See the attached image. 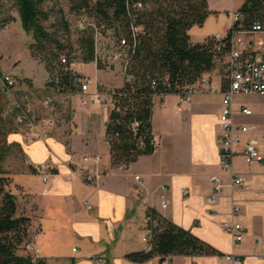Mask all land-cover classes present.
Here are the masks:
<instances>
[{
	"label": "crops",
	"instance_id": "1",
	"mask_svg": "<svg viewBox=\"0 0 264 264\" xmlns=\"http://www.w3.org/2000/svg\"><path fill=\"white\" fill-rule=\"evenodd\" d=\"M243 3L244 0H208L212 14L202 26L190 29L191 43H203L215 34L226 35L232 27L231 12ZM28 38L31 40L32 35L28 34ZM92 40L90 32L83 36L80 50L71 62L73 72L93 76L101 90L122 88V64L113 61L111 44L106 42L101 67L88 54L87 46ZM260 40H264V34L247 37L242 48H255ZM29 44L28 41L27 48ZM88 68L93 70L90 74L86 72ZM3 74L16 80L14 98L34 116L44 117L47 111L43 103L56 93L49 85L50 73L44 64L31 55L27 72L20 61L0 68V90L6 94ZM206 76L221 87L219 64ZM169 98L174 99L169 102ZM10 105L11 100L5 110ZM171 107L181 122L170 121ZM178 108L176 94L156 100L152 131L157 147L153 154L142 155L128 165L126 171L112 165L106 137L111 109L107 106L81 105L75 96L69 108L74 112L73 120L61 113L58 126L45 143L25 144L22 128L14 122L15 111L10 115L13 127L7 140L20 147L28 169L23 179L5 171L10 178L8 189L16 196L17 216L31 219L30 233L38 235L46 264H218L220 256L228 254L236 255L244 264H264V163L248 165L242 157H236L233 171L245 177L252 189L246 192L230 188L231 177L222 171L219 162L221 96L199 90L182 105L181 111ZM253 116H239L238 121L248 123ZM86 156L102 158L97 167L92 166L97 186L71 174ZM41 167L43 170H38ZM135 176L141 177L142 184ZM212 176L220 177L225 185L214 202L208 200L214 193ZM163 186L169 201L166 208L161 204ZM45 189H49V195L43 194ZM138 189L143 190L140 198L135 197ZM235 205L242 209L238 221L245 229L240 243L221 229ZM149 208L190 231L218 253L173 256L164 262L158 257L145 263L131 262L126 255L148 249L144 238L149 230ZM18 254L26 255L23 250Z\"/></svg>",
	"mask_w": 264,
	"mask_h": 264
},
{
	"label": "trees",
	"instance_id": "2",
	"mask_svg": "<svg viewBox=\"0 0 264 264\" xmlns=\"http://www.w3.org/2000/svg\"><path fill=\"white\" fill-rule=\"evenodd\" d=\"M45 2L46 0H15L23 28L35 41L34 44H29V50L32 57L44 64L50 73V79H59L60 83L56 88L59 92L76 91L77 88L72 85V75L64 71L65 66L61 63V57L66 56L71 65L75 54L72 58L71 51L61 55L62 52H68L66 45L43 25L51 17L43 9ZM69 3L73 14L80 15L86 11L96 18L95 24L103 27L105 33L112 30L117 39L126 38L129 42L130 48L125 58L126 73L132 79H126L122 88L113 90L117 107L111 111L106 137L111 147L112 165H130L142 155L153 154L156 149L149 143L153 96L177 94L181 88L197 83L220 65L221 57L215 52L216 42L212 37L203 43L192 44L190 41V29L202 26L212 14L208 9V0H69ZM135 3L143 4V11L138 14L136 25L144 28L136 38L130 32L128 17V9ZM238 10L242 15V20L237 25L238 30H247L256 22L264 26V0H244ZM5 14V5L0 0L2 27L14 21V18L5 17ZM58 21L60 28L69 35L68 21L63 15L58 16ZM88 32L93 39L87 46L88 54L96 60L94 29L78 32L81 36L78 50L83 36ZM231 34L230 29L226 34L227 38ZM97 62L102 67V62ZM121 64L124 66L125 63L121 61ZM49 85L52 86L51 83ZM5 108L0 107V117ZM136 122L139 126L134 132L133 124ZM10 131L12 127L9 128L5 120L0 118V137H3L0 140V264H46L43 259L34 263L30 255L18 254L33 234L30 233L31 219L17 216L16 196L8 189L10 178L2 167L12 148L20 150L17 144L8 143ZM140 139L145 141L144 148L138 145ZM147 216L159 222V226L153 230L152 248L126 255L131 262L145 263L156 257L164 262L173 256L218 253L209 244L174 224L155 209L149 208Z\"/></svg>",
	"mask_w": 264,
	"mask_h": 264
},
{
	"label": "built area",
	"instance_id": "3",
	"mask_svg": "<svg viewBox=\"0 0 264 264\" xmlns=\"http://www.w3.org/2000/svg\"><path fill=\"white\" fill-rule=\"evenodd\" d=\"M143 11L142 3H135L128 9V17L130 19V32L134 38L141 34L144 30L142 26L136 25L138 14ZM232 22V34L229 38L227 35L215 34L212 39L216 42L215 52L221 57L220 66L222 71V85L217 86L209 77L203 76L199 81L191 86L181 88L176 94L179 98V108L181 111L182 105L190 102L194 95L202 90L208 94H219L221 96V111L219 114V162L223 172L231 177L230 188L241 189L243 191H251V185L248 180L236 175L233 171L234 159L238 156L242 157L248 165L263 164L264 156L259 145L258 127L252 123H240L238 117H251L253 111L242 106L238 110L235 108L237 97L244 96H260L264 97V40L257 42L255 48L243 49L245 35L255 36L256 34H264V26L260 22H256L247 30H238L237 25L242 20V15L239 10H233L230 15ZM88 28L95 31V48L96 61L103 58L104 47L106 45L105 37L110 36L109 43L113 48L112 59L115 62L125 64L122 66V73L125 80H131L126 73L127 63L126 57L129 51V42L126 38L117 39L112 30H107L106 33L103 27H98L93 20L83 15L77 21L75 30L82 32ZM61 63L65 66L64 71L72 75V85L77 88L76 91L59 92L56 88L59 85L57 77L49 79L56 90L55 95L48 97L43 106L47 111L44 117L34 116L30 110L26 109L20 104L13 94V88L16 85V80L10 74H3L2 80L5 84V91L11 100V105L1 114L2 119L6 120L13 113L14 122L17 126L22 128V137L25 144H33L36 142H47L51 134L59 124L60 114L70 116L73 120L74 112L70 111L72 100L75 96L78 97L81 105L97 104L107 106L113 111L117 105L114 99L115 93L113 90H101L97 83L86 75L73 72L71 65L66 56L61 57ZM167 94H160L153 96V116L150 121L153 123L154 112L156 108V100L163 99ZM139 124H133L134 132L137 131ZM149 143L152 148L157 147V140L153 135V131L149 136ZM138 145L141 148L145 147V141L140 139ZM100 156H86L83 158L77 169L71 172L72 175L80 176L86 183L97 186V175L92 171V166L97 167L101 162ZM120 170L126 171L127 164L119 166ZM42 171L43 168H38ZM48 177H44L43 181L46 183ZM135 180L142 184L140 176H135ZM211 182L214 186V193L209 197L210 202H214L218 194L225 187L222 179L218 176H212ZM161 204L166 208L169 201L165 197L167 192L166 187H162ZM185 193V192H184ZM44 195H49V189H45ZM143 196V190H136L135 197ZM90 209L91 207L88 206ZM242 213L240 206L235 205L231 212L229 220L221 224V229L233 237L236 243L243 240L244 227L238 221ZM146 222L149 226L148 234L144 238V242L148 245V249L152 248L151 242L153 240V230L159 226L157 219L150 216L146 217ZM23 250L26 254L32 257L34 263L42 259L41 249L38 244V235H32L31 238L24 244ZM77 250L74 249L73 252ZM170 258H167L169 260ZM264 261V257H263ZM218 264H244L243 260L234 254L220 256Z\"/></svg>",
	"mask_w": 264,
	"mask_h": 264
},
{
	"label": "rangeland",
	"instance_id": "4",
	"mask_svg": "<svg viewBox=\"0 0 264 264\" xmlns=\"http://www.w3.org/2000/svg\"><path fill=\"white\" fill-rule=\"evenodd\" d=\"M2 1L5 5L6 10L5 17H9V19H15L17 17V20L13 21L9 28L0 32V68L6 67L8 64L13 63V61H20L24 71L27 72L29 71V64L31 62V51L28 50L29 45L27 48V42L29 41L30 44H34L35 41L33 37L31 40L28 38L29 33L27 34L23 26L21 25V18L15 5V0ZM43 9L51 14L49 21L43 22V25L50 33L55 36V38L66 45V50L68 52H62L61 55L67 54L71 51L72 58L74 54L78 52V45L81 38L80 34L75 31L78 17L80 15H87V17L95 22L96 18L86 11L82 12V14L80 15L73 14L70 11L69 0H46ZM59 15H63L65 20L68 21L70 26L69 35L66 34L63 28H60L58 21ZM2 25L3 23H0V28H3ZM5 28L6 27H4L3 29ZM247 37L250 36L245 35L244 39H246ZM105 39L106 42H109L110 36L107 35ZM92 71L88 68L86 72L90 74ZM91 79L94 80V77L91 76ZM172 99L174 98H169L168 101L171 102ZM9 104L10 99L8 95L1 91L0 107H6ZM242 106L249 108L254 113V116L247 122L253 123L258 127L259 145L264 156V97L241 95L237 97L235 108L236 110H238ZM169 112L170 121L175 124L181 122V119L179 118L175 108L171 107ZM0 118L2 119V117ZM5 122L9 128L13 127V121L11 119L5 120ZM0 140H3V137H0ZM2 167L5 171L8 172L10 176H16V178L22 179L25 178L28 169L26 161L23 157V153L20 152V150H18L17 148L11 149L7 158L2 163Z\"/></svg>",
	"mask_w": 264,
	"mask_h": 264
}]
</instances>
